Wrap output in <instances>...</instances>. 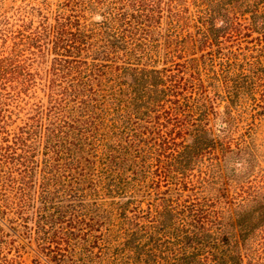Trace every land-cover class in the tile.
I'll list each match as a JSON object with an SVG mask.
<instances>
[{
    "label": "rangeland",
    "instance_id": "1",
    "mask_svg": "<svg viewBox=\"0 0 264 264\" xmlns=\"http://www.w3.org/2000/svg\"><path fill=\"white\" fill-rule=\"evenodd\" d=\"M120 14L145 29L136 35L144 44L129 58L124 47L113 57H95ZM53 28L66 36L62 46L82 42L81 52L63 54L104 65L89 87L79 89L80 95L66 105L77 120L84 156L89 154L95 163L86 164L92 175L80 186L87 194L85 205L80 207L75 197L63 201L77 206L55 227L73 233L68 246L59 241L68 249L62 251V260L38 244L36 225L44 206L37 197L39 180L21 218L13 203L17 193L2 186L6 169L0 166V264L140 263L157 238L160 244L165 241L162 231L150 237L160 215L169 217L172 211L188 222L196 215L195 220L212 224L215 217L238 209L247 194L264 192V0H0L3 54L22 35ZM206 33L214 35L210 44ZM42 45L44 55L34 48L25 52L38 73L34 85L19 98L7 95L0 107L1 146L21 139L34 148L39 161L48 146L47 127L59 112L54 106L58 96H51L46 86L55 55L45 52L53 45L48 39ZM125 66L160 70L165 87L176 81L181 85L180 95L172 96V90L163 108L151 115L162 124L155 132L168 139L152 158L149 149L156 145L144 129L152 123L127 114L132 112L127 101L134 78ZM169 109L181 114L183 125L167 123L164 111ZM36 120L35 136L30 125H37ZM195 128L205 130L212 148L197 154L184 149L182 145H192ZM131 144L134 157L127 155L130 160L123 161L124 147ZM81 212L82 224L68 221H78ZM262 228L255 230L259 236L253 248L264 261ZM46 231L51 238L54 230Z\"/></svg>",
    "mask_w": 264,
    "mask_h": 264
},
{
    "label": "trees",
    "instance_id": "2",
    "mask_svg": "<svg viewBox=\"0 0 264 264\" xmlns=\"http://www.w3.org/2000/svg\"><path fill=\"white\" fill-rule=\"evenodd\" d=\"M114 25L108 26L110 33L107 35L109 36L101 39L102 44L99 47L102 50L95 51V57H100V55L107 58L113 57L117 49L120 50L121 47H124L128 50L126 57L129 58L132 51L144 44L143 40L136 37L140 27L136 26L138 24L132 25L130 18L128 19V17L121 14L117 15L116 24ZM140 31L143 33L145 29ZM65 37L63 33L55 32L54 28L53 30L49 29V32L43 30V32H34L28 36L22 35L19 42L13 43L7 54H3L2 50L0 51V107H2L4 105L2 99L7 98V95L11 94L12 99L19 98L24 91L35 83L38 73L34 72L31 69V64L27 62L25 56L27 49H38V54L44 55V51L41 50L43 41L48 39L50 44L53 45L51 49L45 52L55 55L51 58V66L46 72L48 79L46 86L51 96H58L54 101L56 104L54 106L59 112H57L55 118L58 123L56 124L55 120L52 123L50 122L47 127L50 136L47 137L46 144L48 146H46L44 157L41 161L35 160L36 152L34 148L26 145L20 139L18 140L20 142H14L13 146L2 147L0 144V166L6 169L2 186L6 185L17 193V196L14 195L15 202L13 203L17 214L21 218L32 201L31 191L33 186L36 187V180H39L37 197L44 206L39 211L40 218L36 225L38 244L42 249L49 251L56 260H62V257H65L62 251L68 250L62 249L60 247L62 244L59 241L68 246L73 233L66 228L58 230L60 228L55 229V227L64 222L63 219L68 216L70 210L77 206L63 205V201L69 202L68 199L75 197L80 207L85 205L84 199H86L87 194L80 186L87 183L92 175L90 169L85 171L87 169L86 164L95 163L90 162V159L87 158L89 154L84 156V141H82V136L80 132H77L78 127L75 125L77 120H74L73 113L69 114L66 111V105L70 99L80 95L81 90L79 89L89 87V82H93L98 75L96 72L104 67L100 63L91 62L88 64L86 61L77 59L78 56L63 54H77L82 51L80 48L82 42L79 40H72V45L62 46L66 41ZM205 40L210 44L215 40L214 35L206 33ZM134 44L138 46H133ZM92 59L99 60V58ZM128 63L130 64V62ZM122 69L130 72L134 78L133 84L129 85L131 93H129L127 103L131 104L132 112H127L128 116L134 115L137 119L145 117L147 119L146 123H152V128H144L147 134L152 136L154 145H156V148L152 146L149 149L152 158L157 151L163 150V146L167 144L168 139L162 133L155 132V129L161 127L162 124L154 122L151 115L158 108H163L165 97L170 95L169 93H172V90L173 93L176 92L172 96L178 97L181 85L176 81L174 83L176 85L171 84L172 88L165 87L162 71L157 69L131 66H125ZM83 74H86V76H83ZM81 97H84V95L82 94ZM110 100L114 103L111 94ZM92 101H94L93 105H97L95 99L92 98ZM97 108H100L99 104ZM101 109L105 108L102 107ZM174 110L176 111V109L164 111L167 116V123L183 125L179 117L181 114ZM103 111L106 112V110ZM3 119L4 115L0 116V123ZM33 121L35 124V120ZM39 122L36 120L37 125H30L34 135ZM39 126H41V123ZM2 128L3 126H0V129ZM195 131L192 145H182L185 150L197 154L213 147L211 146L212 142L206 140L204 129L195 128ZM156 142L159 143L156 144ZM133 144L124 147L123 161H129L130 159L126 156L131 157L135 153V150L132 149ZM227 149L229 151V147ZM176 152L178 153V151ZM169 212H171L169 217L160 215L158 219L156 218L158 225L153 227V232H150V237H157V234L162 231L161 238L165 241L160 244L161 239L157 238L146 259L140 260V263L264 264L262 258L255 254L253 248L255 239L259 236L255 233V230L264 226L262 225V223L264 224V192L253 191V194H247L238 209L230 210L227 216L215 217L216 219L215 221L212 220V224L195 220L196 215H193L188 222L186 220L188 217L182 218L180 213ZM254 214L257 216H254ZM84 215L81 212L77 218L78 221L74 222L70 219L68 221L76 225L82 224L84 221L82 216ZM46 228L54 230L51 238ZM262 229L264 230V228ZM26 231L27 234H31L28 230ZM53 243L56 244L54 249L51 248Z\"/></svg>",
    "mask_w": 264,
    "mask_h": 264
}]
</instances>
